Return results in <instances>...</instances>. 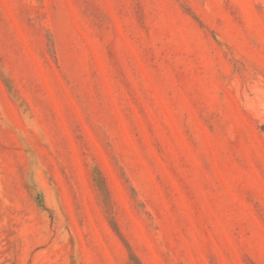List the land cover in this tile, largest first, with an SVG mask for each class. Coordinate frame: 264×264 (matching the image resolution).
Instances as JSON below:
<instances>
[{
    "label": "rangeland",
    "instance_id": "1",
    "mask_svg": "<svg viewBox=\"0 0 264 264\" xmlns=\"http://www.w3.org/2000/svg\"><path fill=\"white\" fill-rule=\"evenodd\" d=\"M0 264H264V0H0Z\"/></svg>",
    "mask_w": 264,
    "mask_h": 264
}]
</instances>
